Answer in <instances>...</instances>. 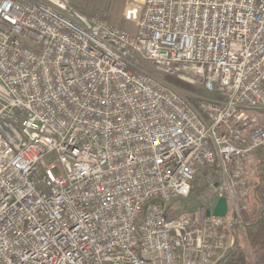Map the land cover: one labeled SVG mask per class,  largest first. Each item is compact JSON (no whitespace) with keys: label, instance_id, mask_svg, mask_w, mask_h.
<instances>
[{"label":"built area","instance_id":"built-area-1","mask_svg":"<svg viewBox=\"0 0 264 264\" xmlns=\"http://www.w3.org/2000/svg\"><path fill=\"white\" fill-rule=\"evenodd\" d=\"M124 11L133 31L65 0H0V264H214L243 236L264 165V0ZM196 169L198 207L165 208Z\"/></svg>","mask_w":264,"mask_h":264},{"label":"rangeland","instance_id":"rangeland-1","mask_svg":"<svg viewBox=\"0 0 264 264\" xmlns=\"http://www.w3.org/2000/svg\"><path fill=\"white\" fill-rule=\"evenodd\" d=\"M65 1L68 3V5L71 8H73L74 10L78 11L81 14L90 17L94 15H98L106 19L113 26L124 28L130 31H133L135 29L133 24V22H135V14L133 12L124 11V9L126 7L128 10H136V1L138 0H65ZM134 58L139 61V64L144 69L152 72V74L156 75L157 77L166 78L167 76H169L160 73L158 70L155 69V66L151 64L150 61L141 58L139 55L135 54ZM172 84L175 87L182 89L181 91L183 93L192 96L191 98L195 97L194 93L198 95L204 94L202 87L201 86L197 87L196 86L197 84L196 85L189 84L182 80H179V82L174 80V83ZM202 170L204 169L202 168ZM202 170L196 169L194 177L190 181L191 192L189 198L187 200L183 198L176 199L173 202H171L167 206V208H173V210L177 211V214H182L189 210H194L195 208L198 207V205L201 203V196L205 192H207L209 185V181L205 176V174H207V171H202ZM217 182L218 180L212 183L213 187ZM230 217H231V213L229 212L227 218L230 219ZM240 232L241 231L239 230L234 231L235 243L236 241L241 242L242 244L245 245V247H247L246 240L245 243L243 242V238L245 239L244 231H243V236H241ZM232 247L233 245L223 255H225Z\"/></svg>","mask_w":264,"mask_h":264},{"label":"trees","instance_id":"trees-1","mask_svg":"<svg viewBox=\"0 0 264 264\" xmlns=\"http://www.w3.org/2000/svg\"><path fill=\"white\" fill-rule=\"evenodd\" d=\"M174 83L179 80L167 76ZM255 195L249 208L241 211L247 247L235 243L230 253L218 264H264V165L262 173L254 180Z\"/></svg>","mask_w":264,"mask_h":264},{"label":"bare ground","instance_id":"bare-ground-1","mask_svg":"<svg viewBox=\"0 0 264 264\" xmlns=\"http://www.w3.org/2000/svg\"><path fill=\"white\" fill-rule=\"evenodd\" d=\"M174 200L175 198H166L165 208H167V206ZM156 204H158V197H148V201H146V207H139V210H137V218H134V225H132V235L136 246H143L142 226H144L147 216V209H154Z\"/></svg>","mask_w":264,"mask_h":264},{"label":"water","instance_id":"water-1","mask_svg":"<svg viewBox=\"0 0 264 264\" xmlns=\"http://www.w3.org/2000/svg\"><path fill=\"white\" fill-rule=\"evenodd\" d=\"M226 208H227L226 199L224 196H221L218 198L216 206L214 207V209L212 211V214L215 216H223L226 213ZM207 214H209L208 211H207ZM232 248L225 255H223L221 258L217 259L214 264H218L222 259H224L230 253Z\"/></svg>","mask_w":264,"mask_h":264}]
</instances>
